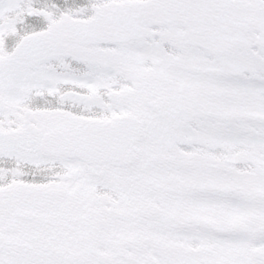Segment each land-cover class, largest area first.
Listing matches in <instances>:
<instances>
[{
    "label": "snow or ice",
    "instance_id": "1",
    "mask_svg": "<svg viewBox=\"0 0 264 264\" xmlns=\"http://www.w3.org/2000/svg\"><path fill=\"white\" fill-rule=\"evenodd\" d=\"M0 264H264V0H0Z\"/></svg>",
    "mask_w": 264,
    "mask_h": 264
}]
</instances>
